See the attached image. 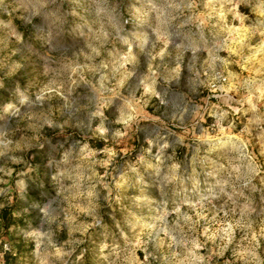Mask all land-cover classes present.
Returning a JSON list of instances; mask_svg holds the SVG:
<instances>
[{"label": "rangeland", "instance_id": "1", "mask_svg": "<svg viewBox=\"0 0 264 264\" xmlns=\"http://www.w3.org/2000/svg\"><path fill=\"white\" fill-rule=\"evenodd\" d=\"M0 264H264V0H0Z\"/></svg>", "mask_w": 264, "mask_h": 264}]
</instances>
